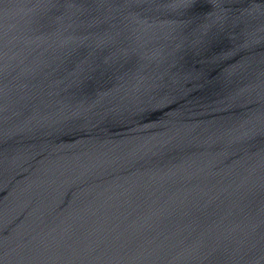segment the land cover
I'll use <instances>...</instances> for the list:
<instances>
[{
    "label": "water",
    "instance_id": "95a60500",
    "mask_svg": "<svg viewBox=\"0 0 264 264\" xmlns=\"http://www.w3.org/2000/svg\"><path fill=\"white\" fill-rule=\"evenodd\" d=\"M0 264H264V0H0Z\"/></svg>",
    "mask_w": 264,
    "mask_h": 264
}]
</instances>
